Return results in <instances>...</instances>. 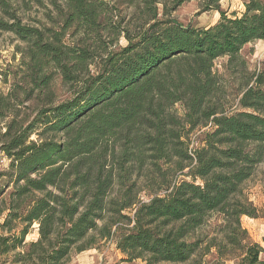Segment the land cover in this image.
I'll return each mask as SVG.
<instances>
[{
    "label": "trees",
    "instance_id": "1",
    "mask_svg": "<svg viewBox=\"0 0 264 264\" xmlns=\"http://www.w3.org/2000/svg\"><path fill=\"white\" fill-rule=\"evenodd\" d=\"M32 1L45 23L0 0L20 44L0 89V256L68 264L110 242L125 264H264L241 224L264 219L248 193L264 180V59L243 54L264 42V0L229 16L197 0L219 14L205 28L172 17L195 0Z\"/></svg>",
    "mask_w": 264,
    "mask_h": 264
},
{
    "label": "rangeland",
    "instance_id": "2",
    "mask_svg": "<svg viewBox=\"0 0 264 264\" xmlns=\"http://www.w3.org/2000/svg\"><path fill=\"white\" fill-rule=\"evenodd\" d=\"M17 11L18 17L23 23L36 25L37 22L45 23L44 13L42 8L35 6L32 0H8ZM109 2H116L117 0H106ZM119 7V6H118ZM220 7L223 11L230 13L236 12L240 14L243 11L242 0H221ZM120 8V7H119ZM199 3L197 0L184 3L172 14V17L183 25H195L197 28H205L214 25L218 19L219 14L216 11H209L205 13L199 12ZM20 44L13 35L3 33L0 31V89L6 91L9 84L2 83L3 74L9 73L16 68L19 63L20 56L16 52V46ZM244 56L249 62L251 70H257L260 67L261 61L264 59V42H257L250 44L243 51ZM8 161L0 155V171L7 167ZM4 179L0 178V185ZM248 193L251 201L257 206L261 207L264 204V180L261 176L257 177L248 184ZM6 195L0 196V209L3 208L1 200L5 199ZM5 212H0V223H2ZM241 224L247 230L250 239L254 243L264 246L262 239L264 238V219H251L249 217H242ZM37 231L36 226L31 233L26 237V241L36 240ZM11 254L0 256V264H11ZM123 255L117 251L113 243H105L98 249L85 251L79 254H74L70 258L68 264H125L121 263ZM141 264V262H136Z\"/></svg>",
    "mask_w": 264,
    "mask_h": 264
}]
</instances>
